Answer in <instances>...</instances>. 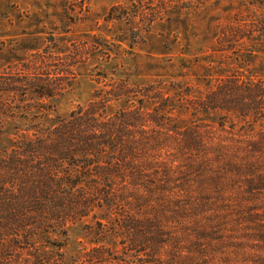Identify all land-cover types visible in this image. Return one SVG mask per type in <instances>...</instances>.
Instances as JSON below:
<instances>
[{"label":"trees","instance_id":"1","mask_svg":"<svg viewBox=\"0 0 264 264\" xmlns=\"http://www.w3.org/2000/svg\"><path fill=\"white\" fill-rule=\"evenodd\" d=\"M195 1L157 2L187 14L200 6ZM233 11L217 28L213 50L226 60L205 72L204 93L187 86L167 95L114 82L47 132L19 134L0 155V264L20 245L30 248L34 264H65L29 243L93 212L99 236H118L130 258L159 264L168 237L160 216L169 207L185 219L223 210L233 192L264 197V0H244ZM29 63L0 69V125L28 95L52 96L48 78L34 77ZM112 104L126 106L109 113ZM170 143L180 147L174 161L151 156ZM112 250L101 241L78 254L76 264H129Z\"/></svg>","mask_w":264,"mask_h":264},{"label":"rangeland","instance_id":"2","mask_svg":"<svg viewBox=\"0 0 264 264\" xmlns=\"http://www.w3.org/2000/svg\"><path fill=\"white\" fill-rule=\"evenodd\" d=\"M157 1L0 0V69L9 73L13 66L32 62L33 76L47 77L53 89L47 99L28 95L17 114L1 118L0 155L16 146L23 131L47 132L114 82L153 86L167 95L177 87L207 91L203 75L226 60L213 51L216 30L244 0H198L200 6L187 14L165 11L167 5ZM121 106L112 104L109 113ZM179 149L170 143L151 156L169 163ZM190 191L199 195L195 182ZM227 199L223 210L186 213L185 219L169 207L160 216L167 219L168 237L159 264H264V197L251 200L239 191ZM94 214L65 224L60 232L36 233L29 244L49 258L76 264L78 254L104 241L112 245L109 254L115 260L140 264L137 255L130 258L123 250L120 237L99 236ZM200 230L204 233L198 237ZM20 246L19 252L6 253V264H34L30 248Z\"/></svg>","mask_w":264,"mask_h":264}]
</instances>
